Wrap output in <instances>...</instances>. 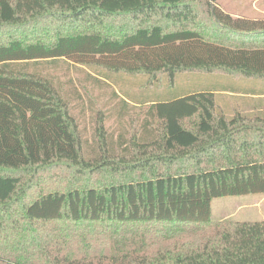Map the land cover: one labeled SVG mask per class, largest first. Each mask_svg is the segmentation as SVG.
Instances as JSON below:
<instances>
[{"label":"trees","instance_id":"obj_1","mask_svg":"<svg viewBox=\"0 0 264 264\" xmlns=\"http://www.w3.org/2000/svg\"><path fill=\"white\" fill-rule=\"evenodd\" d=\"M201 20L193 0H0V264H264V220L212 221L215 197L264 193V110L220 98H264V18L213 4L215 37ZM59 59L141 86L139 132L76 133L41 71ZM60 165L101 179L35 192L18 173Z\"/></svg>","mask_w":264,"mask_h":264},{"label":"rangeland","instance_id":"obj_2","mask_svg":"<svg viewBox=\"0 0 264 264\" xmlns=\"http://www.w3.org/2000/svg\"><path fill=\"white\" fill-rule=\"evenodd\" d=\"M196 10L202 16L201 28L208 36L215 37L216 29L210 22V9L212 5H218L226 12L234 16H245L249 18H264V0H193ZM41 22L39 29H43ZM108 27L105 31L111 34H120L127 26L131 25L132 19L124 17H112L108 20ZM162 24H170L167 20L159 19ZM169 25V26H170ZM30 31V30H29ZM36 36H39L36 34ZM218 36H223L218 35ZM238 42V38H234ZM262 40V39H257ZM41 71L45 73L54 83L60 95L68 104V113L75 125L76 133L81 136H90L95 128L105 127L107 131L115 132L122 130L127 136H133L139 132L141 122L147 108L146 104L134 103L127 100L124 90L131 94H138L140 87H134L129 81L125 82L114 72L96 64H79L64 59L46 62L42 64ZM206 77L197 78L201 83ZM210 80V79H209ZM214 80L205 81L203 88L212 86ZM190 81L182 78L180 85H187ZM245 82V81H244ZM217 82L212 88L218 87ZM260 85V83H259ZM222 93V92H221ZM221 101H228L231 107H238L242 111L264 110V98L246 100V103H237V96L230 97L220 94ZM232 96V95H231ZM264 97V96H263ZM127 98V99H126ZM126 99V100H125ZM242 102V101H241ZM197 118L186 122V126H194ZM252 123V121H250ZM240 128L236 137H246L249 142L257 141L256 129L250 132ZM264 130V122H255L250 127ZM250 149H256V143H250ZM224 154L217 157L215 162L225 161ZM23 181L31 183L36 190L67 189L72 186L83 187L88 182H97L101 177L98 174L92 176L87 170L80 171L74 167L60 165L51 168L33 167L18 172ZM242 220H264V193H248L242 195H227L215 197L212 201V221L231 222Z\"/></svg>","mask_w":264,"mask_h":264}]
</instances>
